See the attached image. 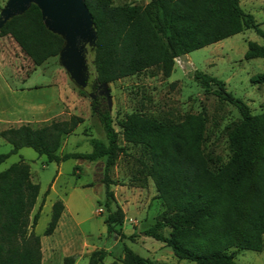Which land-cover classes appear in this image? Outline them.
I'll use <instances>...</instances> for the list:
<instances>
[{"label": "trees", "instance_id": "obj_1", "mask_svg": "<svg viewBox=\"0 0 264 264\" xmlns=\"http://www.w3.org/2000/svg\"><path fill=\"white\" fill-rule=\"evenodd\" d=\"M84 1L96 31L94 69L96 82L101 84L148 68L169 76L176 57L248 28L264 36L253 14L245 13L239 0H149L145 4L118 5L113 0ZM5 35L15 40L35 66L57 56L65 42L62 35L45 25L35 3L0 26V36ZM246 56L264 57V45L248 42ZM194 76L205 91L231 103L241 115L229 137L232 154L216 169L199 151L204 131L201 115L188 114L176 124L133 111L119 121L118 132L107 108L96 111L106 141L91 137L90 151L59 153L65 136L83 121L82 116L71 114L67 119L37 127L22 123L0 130V136L12 146L9 152L0 153V164L25 146L44 156L47 163L104 157V224L108 234L117 233L125 212L119 205L111 207L115 196L109 171L116 157L125 151L118 144L121 134L126 142L148 147L150 177L164 205L155 223L143 233L165 242L180 259L196 264H238L234 260L237 250L262 247L264 112L253 113L216 76L202 71ZM251 81L264 83V73L256 74ZM39 191L40 185L32 181L30 165L23 158L0 171V264H41L40 235L34 227L44 199L31 215ZM63 208L60 199L53 202L44 235L54 231ZM165 226L172 229L168 236L160 232ZM123 251L121 260L107 264H148L130 247L124 245ZM106 255L105 249H94L87 264H104ZM64 261L73 264L74 257L66 256Z\"/></svg>", "mask_w": 264, "mask_h": 264}, {"label": "rangeland", "instance_id": "obj_2", "mask_svg": "<svg viewBox=\"0 0 264 264\" xmlns=\"http://www.w3.org/2000/svg\"><path fill=\"white\" fill-rule=\"evenodd\" d=\"M148 1L114 0L117 4H145ZM7 2L0 0V12ZM239 2L245 13L253 14L258 27L264 32V0ZM250 41L264 45V36L248 28L187 53L185 60L176 57L169 76H164L157 68H148L138 74L101 84L95 79L93 45L84 43L86 69L84 80L79 81L66 64L63 53L35 66L15 40L7 35L0 41V130L25 123L16 118L15 105L54 100V107L59 109L46 112L43 119H33L31 125L37 127L52 120H64L71 114L82 116L83 121L69 134V138L67 135L63 139L59 153L87 152L92 148L91 137L106 141L96 112L104 108L108 109L113 127L118 132H121L119 121L133 111L176 124L188 114L201 115L204 131L199 151L209 166L216 169L226 163L232 154L229 137L241 115L234 105L212 91H205L194 75L196 71H202L216 76L225 82L228 91L245 101L253 113L264 112V83L251 81L256 74L264 73V57L246 56ZM213 88L216 86L213 85ZM118 144L125 151L116 157L109 171L114 181L111 189L115 196L111 207L119 205L125 212L123 223L117 226V233L100 232L102 218L107 213L102 182L104 157L93 161L68 159L59 164L47 163L44 156L25 146L1 163L0 171L20 158L29 163L31 179L40 185L37 204L45 200L34 228L38 235H42L47 226L52 203L57 199H66L75 209L74 218L68 219V234L72 242L79 246L85 241L89 250H110L103 260L104 264L114 259L121 260L124 245L142 256L148 264H196L178 258L165 242L143 233L164 210L150 177L151 156L147 146L126 142L121 134L118 135ZM11 148V144L0 136V153H7ZM171 230V227L165 226L160 232L168 236ZM65 251L66 245L59 246L46 264H65L64 258L69 255L74 257L73 264L88 263V254ZM234 260L238 264H264V235L259 250L239 249Z\"/></svg>", "mask_w": 264, "mask_h": 264}, {"label": "water", "instance_id": "obj_3", "mask_svg": "<svg viewBox=\"0 0 264 264\" xmlns=\"http://www.w3.org/2000/svg\"><path fill=\"white\" fill-rule=\"evenodd\" d=\"M35 3L41 10L45 25L52 31L63 36L65 43L60 51L74 77L84 80L86 61L84 43L94 45L96 31L84 0H8L0 12V26L10 17L22 13ZM180 59L185 60L186 54ZM106 84V83H102Z\"/></svg>", "mask_w": 264, "mask_h": 264}, {"label": "crops", "instance_id": "obj_4", "mask_svg": "<svg viewBox=\"0 0 264 264\" xmlns=\"http://www.w3.org/2000/svg\"><path fill=\"white\" fill-rule=\"evenodd\" d=\"M113 4L118 5L117 3L114 2V0H113ZM120 4H123V3H120ZM6 36L7 35L0 36V41L3 40V38ZM186 57H187V54H186ZM54 102H55L54 100L53 101L49 100L46 103L39 102V103H28V104H24V105L17 104L14 106V109L17 111L15 116L18 119V121L23 120L25 123H29V124L34 123L33 119H38V118L43 119V116L46 112L50 113L51 111H54V110L56 111L57 109H59L58 106H57V109H56V107H54V104H53ZM63 107H64V104L61 105V109H63ZM67 137L69 138V135ZM61 200L64 204V208H63V211L60 215V218L58 220L56 228L49 235H44V234L40 235V243H41V251H42L41 264H44V263L46 264L47 262H49L50 259H52V257L58 251V247L61 245H66V251L65 252H73L76 254H83L84 253V254L89 255V253L92 250L98 249V248H93V249L89 250L88 249L89 244L85 241L79 246H76V244H74L72 242L71 235L69 236V234H68L69 233L68 219H69V217L74 218L75 209H74V207H72L71 203H69L68 200H66V199H61ZM44 203H45V200L41 206V209L44 206ZM39 206L40 205L37 204V201H36V203L32 209L31 215H33V213L37 211ZM51 207H52V205H51ZM40 213H41V210H40ZM50 215H51V212H50ZM100 232L101 233L106 232V226L104 224V217L102 218V228H101ZM103 249L107 250L106 248H103ZM107 251H108L107 255H109L110 250H107Z\"/></svg>", "mask_w": 264, "mask_h": 264}]
</instances>
